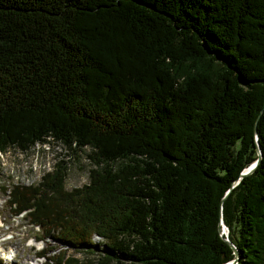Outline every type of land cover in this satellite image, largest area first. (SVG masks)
Here are the masks:
<instances>
[{"label":"trees","instance_id":"1","mask_svg":"<svg viewBox=\"0 0 264 264\" xmlns=\"http://www.w3.org/2000/svg\"><path fill=\"white\" fill-rule=\"evenodd\" d=\"M51 141L93 166L11 188L42 264H222L221 219L264 264V0H0V152Z\"/></svg>","mask_w":264,"mask_h":264},{"label":"rangeland","instance_id":"2","mask_svg":"<svg viewBox=\"0 0 264 264\" xmlns=\"http://www.w3.org/2000/svg\"><path fill=\"white\" fill-rule=\"evenodd\" d=\"M258 144V143H257ZM89 148L70 150L64 144L56 141H51L46 144H35L27 151H20L16 148H9L6 152H0V186H5L6 189L0 188V218L4 220V225L0 226V241L1 236L7 231L13 235L11 239H6L0 242L1 245L12 244L15 246L8 260L10 264H41L44 258H37L34 251L38 250V246L48 243L47 254H53L58 251L62 243L53 237H46V241L30 245L26 242V235H32L36 231V227L29 224L24 217L12 218L9 214L6 198L12 185L31 183L36 184L46 170L51 169L53 163L58 159L67 161V174L64 185L67 189L82 185L89 179V169L93 166L90 159L87 157ZM228 231V229H227ZM2 237V238H1ZM50 240V241H48ZM103 244H99L95 252H76L79 258L90 257L96 260L101 256V248ZM74 251L69 248L67 253ZM35 254V256H34ZM7 259V258H6ZM31 260V261H30ZM5 262V261H2ZM124 264H130L127 261Z\"/></svg>","mask_w":264,"mask_h":264},{"label":"water","instance_id":"3","mask_svg":"<svg viewBox=\"0 0 264 264\" xmlns=\"http://www.w3.org/2000/svg\"><path fill=\"white\" fill-rule=\"evenodd\" d=\"M257 151H258V156L253 161H251L248 166H245L244 168H242V170L239 173L238 178L234 180V183L237 182L238 179L242 178V176L251 173L254 170V168L257 166V163L259 162L260 157L262 155V151H261L258 144H257ZM220 224H221V226H220L221 235L223 233H225V236H223V237L225 239H227V241L230 243L231 246H233V251H234V257L228 261L223 262L222 264H237V262L239 261V259H238L239 258V250H238L237 246H235L234 243H232L229 240V238L227 237V235H226L227 234V227L224 224V222L222 221V219L220 221Z\"/></svg>","mask_w":264,"mask_h":264}]
</instances>
